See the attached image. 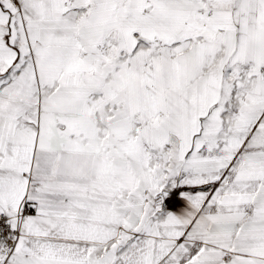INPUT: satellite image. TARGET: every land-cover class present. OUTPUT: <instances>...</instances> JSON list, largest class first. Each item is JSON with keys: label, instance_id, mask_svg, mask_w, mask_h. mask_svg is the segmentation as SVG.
Segmentation results:
<instances>
[{"label": "snow or ice", "instance_id": "1", "mask_svg": "<svg viewBox=\"0 0 264 264\" xmlns=\"http://www.w3.org/2000/svg\"><path fill=\"white\" fill-rule=\"evenodd\" d=\"M0 264H264V0H0Z\"/></svg>", "mask_w": 264, "mask_h": 264}]
</instances>
